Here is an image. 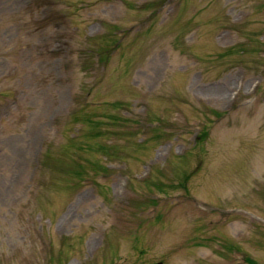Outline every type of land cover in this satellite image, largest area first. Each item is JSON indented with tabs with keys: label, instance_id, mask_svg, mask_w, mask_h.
Here are the masks:
<instances>
[{
	"label": "rangeland",
	"instance_id": "rangeland-1",
	"mask_svg": "<svg viewBox=\"0 0 264 264\" xmlns=\"http://www.w3.org/2000/svg\"><path fill=\"white\" fill-rule=\"evenodd\" d=\"M157 262L264 264V0H0V264Z\"/></svg>",
	"mask_w": 264,
	"mask_h": 264
},
{
	"label": "trees",
	"instance_id": "trees-1",
	"mask_svg": "<svg viewBox=\"0 0 264 264\" xmlns=\"http://www.w3.org/2000/svg\"><path fill=\"white\" fill-rule=\"evenodd\" d=\"M119 41H120V39L118 41L116 40V42L113 45V48H115V46L118 44ZM102 54H105V52H103ZM107 55H108V53H107Z\"/></svg>",
	"mask_w": 264,
	"mask_h": 264
},
{
	"label": "water",
	"instance_id": "water-1",
	"mask_svg": "<svg viewBox=\"0 0 264 264\" xmlns=\"http://www.w3.org/2000/svg\"><path fill=\"white\" fill-rule=\"evenodd\" d=\"M156 264H163L162 262H158V263H156Z\"/></svg>",
	"mask_w": 264,
	"mask_h": 264
}]
</instances>
